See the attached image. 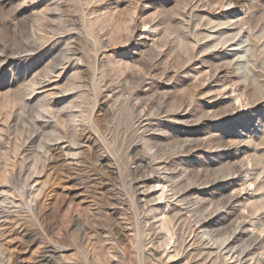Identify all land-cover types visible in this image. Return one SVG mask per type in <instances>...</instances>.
Instances as JSON below:
<instances>
[{"label": "rangeland", "instance_id": "1", "mask_svg": "<svg viewBox=\"0 0 264 264\" xmlns=\"http://www.w3.org/2000/svg\"><path fill=\"white\" fill-rule=\"evenodd\" d=\"M207 263L264 264V0H0V264Z\"/></svg>", "mask_w": 264, "mask_h": 264}, {"label": "bare ground", "instance_id": "2", "mask_svg": "<svg viewBox=\"0 0 264 264\" xmlns=\"http://www.w3.org/2000/svg\"><path fill=\"white\" fill-rule=\"evenodd\" d=\"M218 46V45H217ZM242 56V55H241ZM240 61V60H239ZM137 161V160H136ZM151 179H152V177H151ZM156 180V179H155ZM155 182V181H154ZM159 182H160V180H159ZM165 182V181H164ZM163 182V183H164ZM138 183V182H137ZM162 184V183H161ZM157 185V184H156ZM160 185V184H159ZM158 185V186H159ZM163 185V184H162ZM263 186V183L262 184H260L259 185V187H262ZM166 187V186H165ZM164 186H162V188L164 189L165 188ZM161 188V187H160ZM164 194V190L163 191H161L160 192V194H159V198L161 199V197H162V195ZM252 199V198H251ZM152 210V209H151ZM225 215V214H224ZM239 222V221H238ZM212 224V223H211ZM161 225L163 226V228H166V226H167V224H166V221H165V219L163 218V220L161 221ZM246 226V223H245V221L243 220V221H240V223L239 224H237V225H235V229L232 231L233 232V237L236 235V234H241V233H247L248 232V230H247V227H245ZM196 231V230H195ZM200 233V232H199ZM163 236V235H162ZM211 237V236H210ZM240 237V236H239ZM209 238V237H208ZM210 240H214V238H212V239H210ZM256 240V239H255ZM236 242V241H235ZM231 244V243H230ZM230 244H229V242L226 244L225 242H222V243H220L219 244V248L222 250V251H225V252H231V254L233 255H231L232 257H234L235 256V258H236V262L237 263H239V262H246V256H247V253L248 252H246V250H240V251H238L237 253H236V251L234 250V249H230ZM232 247V246H231ZM165 251V250H164ZM209 252V251H208ZM234 253H236V254H234ZM214 254V253H213ZM215 254H216V252H215ZM231 256H230V258H231ZM234 259V258H233ZM245 260V261H244ZM236 263V264H237ZM260 263V262H259ZM208 264V263H207ZM226 264V263H225ZM244 264V263H243Z\"/></svg>", "mask_w": 264, "mask_h": 264}]
</instances>
